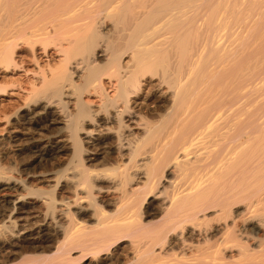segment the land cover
<instances>
[{
    "label": "bare ground",
    "instance_id": "obj_1",
    "mask_svg": "<svg viewBox=\"0 0 264 264\" xmlns=\"http://www.w3.org/2000/svg\"><path fill=\"white\" fill-rule=\"evenodd\" d=\"M0 264H264V0H0Z\"/></svg>",
    "mask_w": 264,
    "mask_h": 264
}]
</instances>
